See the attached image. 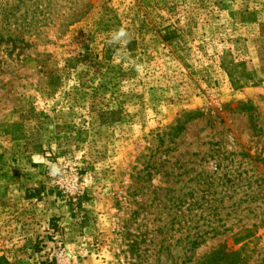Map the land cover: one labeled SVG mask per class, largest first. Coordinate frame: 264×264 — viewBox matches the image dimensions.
<instances>
[{
    "label": "rangeland",
    "instance_id": "obj_1",
    "mask_svg": "<svg viewBox=\"0 0 264 264\" xmlns=\"http://www.w3.org/2000/svg\"><path fill=\"white\" fill-rule=\"evenodd\" d=\"M3 7L0 264H264V0Z\"/></svg>",
    "mask_w": 264,
    "mask_h": 264
},
{
    "label": "trees",
    "instance_id": "obj_2",
    "mask_svg": "<svg viewBox=\"0 0 264 264\" xmlns=\"http://www.w3.org/2000/svg\"><path fill=\"white\" fill-rule=\"evenodd\" d=\"M11 11L12 9L9 8V7H3L1 10H0V20H2L5 24H4V27H1V30H4L5 32H9L8 28L9 26L11 25V22H10V18L12 16L11 14ZM8 36L12 37L13 35L11 33H7Z\"/></svg>",
    "mask_w": 264,
    "mask_h": 264
},
{
    "label": "clouds",
    "instance_id": "obj_3",
    "mask_svg": "<svg viewBox=\"0 0 264 264\" xmlns=\"http://www.w3.org/2000/svg\"><path fill=\"white\" fill-rule=\"evenodd\" d=\"M126 35V33H125V31H124V29L123 28H121L117 33H116V35H115V39H119L120 37H123V36H125Z\"/></svg>",
    "mask_w": 264,
    "mask_h": 264
}]
</instances>
